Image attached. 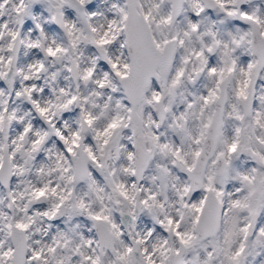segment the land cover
<instances>
[{
	"label": "snow or ice",
	"instance_id": "1",
	"mask_svg": "<svg viewBox=\"0 0 264 264\" xmlns=\"http://www.w3.org/2000/svg\"><path fill=\"white\" fill-rule=\"evenodd\" d=\"M0 264H264V0H0Z\"/></svg>",
	"mask_w": 264,
	"mask_h": 264
}]
</instances>
